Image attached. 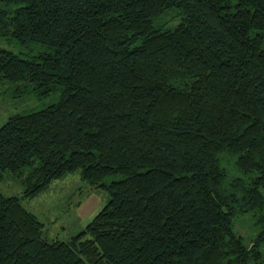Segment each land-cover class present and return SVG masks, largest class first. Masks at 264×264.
Wrapping results in <instances>:
<instances>
[{"label": "trees", "instance_id": "trees-1", "mask_svg": "<svg viewBox=\"0 0 264 264\" xmlns=\"http://www.w3.org/2000/svg\"><path fill=\"white\" fill-rule=\"evenodd\" d=\"M0 38V86L58 96L0 128V264H264V0H0ZM76 172L110 200L49 241L22 201Z\"/></svg>", "mask_w": 264, "mask_h": 264}, {"label": "rangeland", "instance_id": "rangeland-1", "mask_svg": "<svg viewBox=\"0 0 264 264\" xmlns=\"http://www.w3.org/2000/svg\"><path fill=\"white\" fill-rule=\"evenodd\" d=\"M181 21L178 12L172 10L156 21V27L164 30L174 29ZM0 48L14 52L21 50L15 42L2 38H0ZM12 92L13 88L10 85L0 86V128L10 117L43 109L55 103L58 97L38 99L30 95L18 98L14 97ZM23 191L24 187L18 178L5 174L0 185V193L21 198ZM109 200L107 191L89 185L82 179L80 173L76 172L55 181L35 200H24L22 203L45 224L44 236L49 241H53L67 240L80 233ZM237 229L249 242L248 226L239 222Z\"/></svg>", "mask_w": 264, "mask_h": 264}]
</instances>
